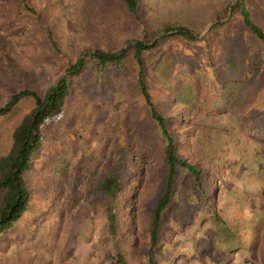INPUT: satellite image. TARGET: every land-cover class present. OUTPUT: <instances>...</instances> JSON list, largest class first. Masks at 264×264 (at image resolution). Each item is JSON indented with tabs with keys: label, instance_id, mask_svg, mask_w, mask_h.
<instances>
[{
	"label": "rangeland",
	"instance_id": "374dc122",
	"mask_svg": "<svg viewBox=\"0 0 264 264\" xmlns=\"http://www.w3.org/2000/svg\"><path fill=\"white\" fill-rule=\"evenodd\" d=\"M214 2L211 6L209 0H140L138 11L152 29L183 25L196 31L205 24L202 37L222 0ZM29 3L39 17L22 9L18 0H0V103L24 87L43 94L82 47L117 50L142 31L121 0ZM216 32L208 38L217 46L212 55L207 48L196 54L175 37L146 56L150 85L162 108L180 114L182 122L187 119L183 125L187 128L179 124L191 133V144L183 153L201 159L222 178L217 210L223 219H214L209 209L199 206L182 228L174 221L181 207L176 212L173 208L168 224L175 235L159 252V264H264V141L251 136L254 113L264 107V53L256 50L251 58L239 52L234 34L222 27ZM255 49L251 45L249 55ZM206 56L215 60L212 65L206 64ZM90 86L89 80H77L61 119L64 128L48 126L50 136L40 156L25 171L30 198L20 217L0 234V264H108L103 254L111 241L103 239L101 230L105 218L79 205L92 185L87 170L103 139L88 131L93 120L87 115L105 101L104 93ZM115 88L117 94L128 95L131 83L125 74L107 84L105 91L115 94ZM254 97L258 101L252 105ZM31 104L32 99L23 101L0 117V155L7 153L11 129ZM83 117L88 122L80 131ZM114 124L111 120L109 128ZM54 168L61 170L54 172L61 184L57 196L48 182L55 176L49 174ZM175 200L190 207L195 198L177 186ZM133 224L142 240L143 218L137 214ZM119 226L124 229V217L119 216ZM125 257L134 264L126 252Z\"/></svg>",
	"mask_w": 264,
	"mask_h": 264
},
{
	"label": "trees",
	"instance_id": "16d2710c",
	"mask_svg": "<svg viewBox=\"0 0 264 264\" xmlns=\"http://www.w3.org/2000/svg\"><path fill=\"white\" fill-rule=\"evenodd\" d=\"M18 1L22 9L37 13L29 0ZM121 1L125 10L142 25L139 36L117 50L82 47L55 84L43 94L35 88L24 87L13 91L0 103L2 117L12 113L21 102L32 99L31 106L11 129L7 153L0 155V234L14 224L26 207L30 189L24 173L32 166L34 158L40 156V149L50 136L48 126L64 128L61 119L74 84L84 79L89 80L91 89L104 93L105 101L94 108V114L87 115L93 120L88 128L90 135H99L103 139L92 166L87 170L92 185L79 205L83 210L92 209L105 218L101 230L103 239L111 241L103 254L108 264H128L125 252L134 264H159V252L175 235L170 232L168 224L173 208L176 212L175 208L181 207L174 221L182 228L190 224L191 215L199 206L209 209L214 219H223L217 210L222 178L201 159L183 153V149L188 150L191 144L189 130H181V126L187 128L183 126L187 119L182 122L184 118L180 114L167 113L162 108L150 85L146 56L165 40L175 37L196 54L199 49L207 48L212 55L216 45L208 38L216 35L219 27L234 34L242 54L253 58L256 50L264 53V0H236L230 15L221 19L227 16L232 1L222 0L221 4L218 3L219 9L210 17V20L217 21L202 37L199 35L205 24L196 31L183 25H161L152 29L144 23L138 11L140 0ZM214 3L209 0L211 6ZM36 16L39 17L40 13ZM236 21L239 24H235ZM251 45L256 46L253 55H249ZM205 61L212 65L215 60L206 56ZM124 74L131 83L128 95L117 94V88L115 94L105 91L107 84ZM262 97L264 99V83ZM257 101L258 97L252 98V105ZM262 109L254 113L256 119L251 133L259 141H264V107ZM84 119L80 131L86 130L88 121ZM111 120H115L113 129L109 128ZM60 171L54 168L49 174ZM54 175L53 180L49 176L48 182L55 188L57 196L61 184L60 177ZM177 186H183L195 198L190 207L175 200ZM137 214L143 218L142 240L133 224ZM119 216L125 218L123 230L119 226ZM137 254L142 257L138 258Z\"/></svg>",
	"mask_w": 264,
	"mask_h": 264
},
{
	"label": "water",
	"instance_id": "95a60500",
	"mask_svg": "<svg viewBox=\"0 0 264 264\" xmlns=\"http://www.w3.org/2000/svg\"><path fill=\"white\" fill-rule=\"evenodd\" d=\"M235 1L236 0H233L230 4H229V6H228V15L230 14V11H231V6L235 3ZM217 20H213L211 23H209L207 26H206V28L203 30V32L202 33H204V32H206L215 22H216ZM160 34H162V32L160 33ZM160 34H158V36L160 35Z\"/></svg>",
	"mask_w": 264,
	"mask_h": 264
}]
</instances>
